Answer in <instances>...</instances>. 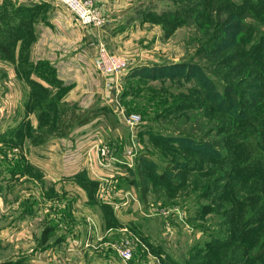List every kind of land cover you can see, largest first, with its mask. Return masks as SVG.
Masks as SVG:
<instances>
[{
    "label": "rangeland",
    "instance_id": "rangeland-1",
    "mask_svg": "<svg viewBox=\"0 0 264 264\" xmlns=\"http://www.w3.org/2000/svg\"><path fill=\"white\" fill-rule=\"evenodd\" d=\"M36 7L10 0L0 5V44L6 48L0 47L1 124L4 128H20V122L28 114L23 104L28 103L35 113L12 146L0 147V165H4L5 153L11 158L8 157L5 165L19 168V154L24 151L20 146L24 140L39 144L48 138H61L71 115L79 122L88 112L103 110L104 115L90 121L91 127L86 125L84 130H78L81 124L73 123L71 130L77 126L76 138L83 144L92 133L91 139L95 142L85 159L93 177L108 181L121 174L117 176L123 191H106L104 196L112 200L130 194L143 206L140 214L143 219L139 222L142 229L137 232L141 239L134 242L128 239L132 252L134 245L140 248L141 262H132L137 256L134 252L128 261H123L129 264H262L264 260L258 252L264 247V124L261 122L259 130L227 112L213 110L214 114H210V103L207 104L203 89L197 85L200 76L195 70L187 75L172 69L169 74L175 75L174 78L169 75L149 80L136 75L131 68L196 63L204 67L220 90L236 83L235 79L241 80L240 89L246 88L247 76L237 72L236 60L218 63V56L212 58L209 53L223 35L222 24L233 18L234 10L242 19L241 35L246 36L243 45L248 44L256 49L257 55L264 56V0H133L128 5L120 20L118 54L127 59L131 68L122 80L117 98L124 107L138 103L139 108L132 111L126 107L129 112L141 115L137 130L122 123L113 125L111 117L115 112L111 111L110 95L108 104L101 99L95 108L84 110L79 102L66 100L72 84L56 82L54 77L75 75L76 69H71L70 63L61 62L60 53L49 52L46 56L35 51ZM96 69L100 72L94 61L89 74L100 75ZM50 78L55 84L49 83ZM25 91L33 95L26 97ZM38 119L39 126L34 127L31 123ZM101 135L110 146L108 156L103 153L105 142ZM170 137L190 138L193 142L185 143L184 147L170 142ZM205 142L212 143L222 156L215 158L207 148H202ZM189 146L202 149V154L186 150ZM129 147L133 148L132 152H128ZM66 150L71 151L67 146L63 151ZM126 159L131 166L126 165ZM107 160H112L110 169L102 164ZM98 168L107 175L101 174ZM34 172L25 164V173L37 180L39 177ZM208 205L212 211L204 214ZM255 208L257 211L252 212L248 222L247 211ZM235 213L241 215L236 222Z\"/></svg>",
    "mask_w": 264,
    "mask_h": 264
},
{
    "label": "crops",
    "instance_id": "crops-1",
    "mask_svg": "<svg viewBox=\"0 0 264 264\" xmlns=\"http://www.w3.org/2000/svg\"><path fill=\"white\" fill-rule=\"evenodd\" d=\"M4 1L0 0V5ZM10 1L37 6L35 51L46 56L49 52L60 53L63 59L59 60L76 69L75 75L57 76L64 84H72L66 100L79 102L83 110L95 108L101 99L107 101L109 92L105 89L104 75L97 69L100 75L93 77L89 73L98 43L104 42L112 52L119 53L120 20L133 0H96L108 21L101 30L83 26L56 0ZM50 59L57 63L53 57ZM49 83L55 84L51 78ZM25 95L33 94L25 91ZM114 96L111 92L112 99ZM23 108L28 114L20 122V128H4L0 120V147L12 146L27 123L32 122L35 113L31 106L27 103ZM101 115L104 114L97 117ZM89 123L82 124L78 130L91 127ZM31 124L39 126V119ZM11 129L16 132L12 133ZM74 129L68 128L61 138H48L39 144L24 140L19 145L24 150L19 154V168L5 165L9 156L4 153V165H0V264L5 261H10L9 264H129L118 256L117 249L125 239L131 238L133 242L141 239L137 233L142 229L141 201L133 200L130 194L112 200L104 196L106 191L122 190L118 177L121 174L108 181L93 177L85 159L95 142L92 133L83 144L76 138ZM103 140L110 147L104 137ZM66 146L70 152L63 151ZM25 164L36 171L37 180L25 173ZM139 249L134 245L133 252Z\"/></svg>",
    "mask_w": 264,
    "mask_h": 264
},
{
    "label": "trees",
    "instance_id": "trees-1",
    "mask_svg": "<svg viewBox=\"0 0 264 264\" xmlns=\"http://www.w3.org/2000/svg\"><path fill=\"white\" fill-rule=\"evenodd\" d=\"M234 12L235 11L233 10V14H232V16L234 15L233 18H229L228 20L224 21V23L222 24L220 30L223 32V35L222 37H219L218 41H216L212 45L209 55L212 58H216L218 56V63L222 60L225 62V64L226 62L229 63L232 62V60H236L237 63H235V65H237V70H238L237 72L243 74L244 76H247L246 88L240 89L238 84L241 83V80L235 79L233 80V82L235 81L236 83L226 85V87L222 91L216 86L215 82L208 76V74L205 72L204 67L196 63L185 62L175 65L155 64V65H149V67H146L147 65H144L145 67H142L140 69L134 68L135 70L132 67L131 71L133 70L132 72L138 76H144L147 79L152 80V79L166 78L169 77V75L172 78H174L173 76L175 75L169 74V71H171L172 69L177 70L178 72H182V74L186 72L187 75H190V72L192 70H195L196 72L199 73L200 76V80L197 85L203 89L204 92L203 97L207 101V104L210 103V107H209L210 114L211 113L214 114L213 110L223 111L232 115L236 120H244L248 122L250 125H253L254 128L259 127L261 122L263 126L264 119L262 117H263V107H264V56L261 54L257 55L256 49L250 48L248 44L247 47L245 46V44L243 45L242 40L246 36L242 37L241 35L242 19H240L239 16ZM248 39L249 38L247 37V42ZM0 47L3 50H6V48L2 44H0ZM258 47L261 49L260 46ZM219 54L222 55L219 56ZM220 64L224 65V63H220ZM144 73H146L147 76L144 75ZM54 78L55 81L57 82L58 81L57 77ZM125 78L126 75L123 77V79ZM127 108L129 111H132L134 110V108H139V105L138 103L135 104L134 102H132L130 107ZM102 111L103 110H98V109L92 110L88 112L86 117H84V119H81L79 122H76V118H74L73 115H71V117L68 119L69 124L65 123L66 125L64 126L65 129L63 130V132L67 133L68 128H71V125L73 123L74 124L76 123V125L89 123L99 114H103ZM111 111L114 113L112 109ZM78 116L82 118L81 114ZM111 118H112L111 122L114 123L113 125H115L116 122L122 125L115 113H114V117ZM168 140L170 142L179 143L180 146L183 145L184 147H185V143L192 144L193 142L192 139L184 138V137H170ZM202 148H207L209 152L215 155V158L222 156V153L218 149H216L213 146V144L210 142L203 143ZM186 150H194L200 153L202 149L195 147L192 148V146H189L186 148ZM205 156H210V155L205 153ZM247 202L249 203L250 199H247ZM211 211L212 208L210 205L206 206L203 210L204 214H208ZM253 211H257V208L250 209L247 211L248 222L251 221L250 218L253 215L252 214ZM240 216H241L240 213H235V218L233 220L236 222L239 218H241ZM262 242H264V238L262 239ZM136 254L137 256H135L134 260H132L133 262H135L137 258L142 259L141 251L139 252L136 251ZM258 254L261 255L262 258L261 260H264V247L261 248V251H259ZM262 264H264V261L262 262Z\"/></svg>",
    "mask_w": 264,
    "mask_h": 264
},
{
    "label": "built area",
    "instance_id": "built-area-1",
    "mask_svg": "<svg viewBox=\"0 0 264 264\" xmlns=\"http://www.w3.org/2000/svg\"><path fill=\"white\" fill-rule=\"evenodd\" d=\"M57 1L68 8L77 17L79 23L85 27L101 28L108 22L107 17L97 5L96 0ZM94 61L97 68L104 75L105 86L107 87L109 95L111 96V92L115 93L112 103L113 110L119 118V121L131 130H137L139 124L141 123V115L138 113L128 112L117 98V95L120 94L122 90L123 77L131 68L130 63L122 55L112 52L104 42L97 44V52ZM129 148L128 152H132L133 148ZM103 153L108 156V147L105 146ZM126 160V165L131 166L129 160ZM118 161L123 163L121 160ZM110 163L112 164V160H107L102 164L107 167V169H110ZM119 254L125 261H128L132 257L133 252L130 248V241L126 240L122 243L119 248Z\"/></svg>",
    "mask_w": 264,
    "mask_h": 264
}]
</instances>
